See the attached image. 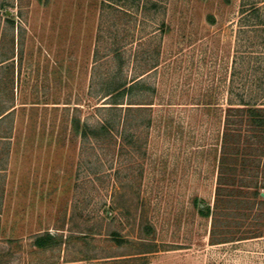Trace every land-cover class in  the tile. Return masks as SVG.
<instances>
[{"label": "rangeland", "instance_id": "1", "mask_svg": "<svg viewBox=\"0 0 264 264\" xmlns=\"http://www.w3.org/2000/svg\"><path fill=\"white\" fill-rule=\"evenodd\" d=\"M243 103L264 108V0H0V264L264 256L237 240L264 236Z\"/></svg>", "mask_w": 264, "mask_h": 264}, {"label": "trees", "instance_id": "2", "mask_svg": "<svg viewBox=\"0 0 264 264\" xmlns=\"http://www.w3.org/2000/svg\"><path fill=\"white\" fill-rule=\"evenodd\" d=\"M138 81H133L130 83H118V84H113L110 83L109 85H105V96L109 98H111V107H119L117 105H120L122 102V100L124 99V97L126 96V94H128L129 92H133L134 88L137 86ZM243 107H238V108H234L233 110H237L242 112V114H244L247 118L248 121L250 122L251 126L257 128L258 130H255L253 133H255L256 131L260 133L261 135V140L264 139V108L258 107L256 104H249V103H243L242 104ZM2 117L0 116V119ZM109 122H104L103 124L100 125L98 131L97 132L95 129L92 130V128H90L87 125H82L80 120L75 119L74 120V126L76 131L83 137V138H87L89 137L88 135L90 133H93V135L96 137L99 134L98 133H108L110 131V126L108 125ZM229 131H232L231 129H229ZM226 135H228V131L226 132ZM226 144V143H225ZM231 145H236L232 142H230ZM229 144V145H230ZM226 154V152H224V155ZM234 156L232 157L234 159ZM254 194L256 196H261V189L260 186H256L254 188ZM263 198V197H262Z\"/></svg>", "mask_w": 264, "mask_h": 264}, {"label": "crops", "instance_id": "3", "mask_svg": "<svg viewBox=\"0 0 264 264\" xmlns=\"http://www.w3.org/2000/svg\"><path fill=\"white\" fill-rule=\"evenodd\" d=\"M262 238H264V236L262 235H256V236H252V237H243L237 240H243V241H249V240H261ZM231 241H236V239H232ZM186 259V258H185ZM188 260L191 264H209L210 260H213V258L211 257H187ZM215 260H232V264L235 262L236 264H240V263H244V264H264V256H253V257H249V259H239L238 257L234 258H219L216 257ZM241 260V261H240ZM148 264H156V260H150Z\"/></svg>", "mask_w": 264, "mask_h": 264}, {"label": "water", "instance_id": "4", "mask_svg": "<svg viewBox=\"0 0 264 264\" xmlns=\"http://www.w3.org/2000/svg\"><path fill=\"white\" fill-rule=\"evenodd\" d=\"M263 195H264V193H263Z\"/></svg>", "mask_w": 264, "mask_h": 264}]
</instances>
